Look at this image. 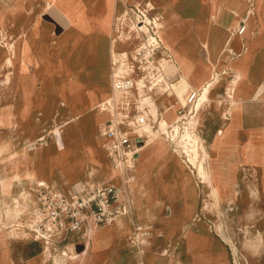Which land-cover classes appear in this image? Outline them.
<instances>
[{
    "label": "crops",
    "instance_id": "crops-1",
    "mask_svg": "<svg viewBox=\"0 0 264 264\" xmlns=\"http://www.w3.org/2000/svg\"><path fill=\"white\" fill-rule=\"evenodd\" d=\"M136 5L148 8V18L156 19L160 27L163 45L173 59L167 60L171 68H166L175 74L170 85L182 80V98L188 99L192 90L199 91L213 80L200 122L206 149L216 147L212 151L216 162L207 155V168H216L219 184L225 180L235 186L244 181L241 169H258L264 185V0H0V64L7 65L6 58L14 50V63L7 67L12 68L9 74H16V86L26 88L28 83L30 89L46 88L45 78L64 51L82 37L92 46L101 36L110 39L116 32L115 13ZM243 24L246 30L238 34ZM223 70L226 73L221 74ZM77 80L80 95L67 92V98L84 96L85 85L80 77ZM52 81L54 88L62 87ZM235 83L238 91L232 99L228 94ZM94 88L98 99L99 86ZM163 89L132 91L134 99L140 96L139 107L155 130L161 118L175 123L178 111L187 104L177 99L172 88L162 93ZM147 92H153L158 101L156 121L144 102ZM102 96L103 100L111 97V84ZM136 113L132 107L131 115ZM143 130L133 179L126 184L111 168L101 136L90 137L84 145L71 137L65 149L51 151V147L50 174L42 182L32 179L36 185L45 183L65 194L104 182L123 189L121 198L130 211L113 224L96 228L90 240L81 243L78 257L92 249L89 260L81 264H230L228 247L201 220L208 211L204 207L208 183L170 145V139L146 145L148 131ZM33 204L37 207L36 201ZM191 222L196 224L193 228L213 233L224 244V260L189 251L182 230ZM135 232L147 239L142 252L132 248L130 237Z\"/></svg>",
    "mask_w": 264,
    "mask_h": 264
},
{
    "label": "rangeland",
    "instance_id": "rangeland-1",
    "mask_svg": "<svg viewBox=\"0 0 264 264\" xmlns=\"http://www.w3.org/2000/svg\"><path fill=\"white\" fill-rule=\"evenodd\" d=\"M130 19L133 18L129 15L127 8L118 10L114 15L116 32L110 39H104L101 36L94 46L86 37L74 42L59 58L60 63L51 71L50 76L45 78L46 88L30 89L27 86L28 83H25L26 88H18L16 74L15 76L14 73L9 74V70L12 68L8 69L9 67H7L14 63V61L7 60L9 57L11 59L12 55L6 58L7 65L0 64V149L4 147V150L0 151V167L6 165L5 168L8 169V156L10 153H15L18 159L12 167L23 174L29 167L28 161L30 160L32 168L39 174L40 180L38 181L42 182L52 170L50 161L54 155L50 152L51 147V151L56 148L57 150L65 149L66 143L71 144V137L84 145L90 137L94 138L100 135L104 124H107L106 121L111 118L108 107L102 111L100 107L105 102L102 94L111 84L113 68L118 74H126L128 72L127 63L132 61V57L140 47L137 32L128 33L129 29L126 23ZM113 41L114 45H112ZM164 65H166L165 71L167 72L166 68H171V65L169 62ZM91 74L93 77H90ZM8 76L9 80H7ZM78 77L85 85L84 96L67 98V92L80 95ZM53 79L59 83V86H62L60 89L54 88ZM181 81H177L169 87L173 86L174 95L177 99L181 98L180 100L185 102L186 95L182 98L184 93H180L181 87L177 88ZM94 85L99 86L98 99L97 95L96 99L94 96L96 91ZM139 88L141 92L142 88L140 86ZM167 89L166 87L161 92L163 93ZM56 96L57 98L53 99ZM115 97L118 100L122 95L119 94ZM144 98L145 100L154 99L158 110V101L153 92H147ZM65 99L69 103H66ZM194 103L195 101L187 107L186 112L192 108ZM206 104L207 102L201 107V119L197 117L199 112L197 114L195 112L196 116L193 118L196 124L195 133L198 134L199 142L204 144L205 149L207 142L202 137L200 122ZM146 105L149 107L150 113V106ZM156 120L153 117V121ZM160 121L157 130L152 128L151 121L145 128L150 133L158 134L153 143L159 140H174L176 146L169 141L170 145L177 149L178 154L185 162L187 158L189 160L185 148L181 145L179 133L174 135L170 129L169 132H164L160 129ZM187 122L188 120L185 119L176 124L170 122L168 127L178 126L182 131L183 126L188 124ZM47 148L49 151L46 153L44 151ZM215 148H212L211 151L206 149L207 154H204L200 149V155L196 160L197 164L189 161L196 167L195 173L198 172L199 162L203 160L205 165L204 161H206L207 155L209 161L216 162L214 159L216 156L212 153ZM26 156L30 158L28 161L25 159ZM111 168L115 171L118 170L113 165ZM241 172V180L244 181L236 186L225 180L219 184L220 180L216 179V168L208 167L205 178L198 172L199 177L203 182H207L209 187L204 203V207L208 208L207 216L202 215L201 220H206L211 231L222 238L228 247L230 264H264V185L261 183V172L258 169L249 168L241 169ZM8 173L11 175L9 191L2 192L0 185V264H55V258L65 249L69 250V256L64 264H81V262L89 260L92 249L87 250L79 257L77 252L82 250L81 243H86L90 239H84L77 233L55 232L48 234L43 232L44 235H48L47 238L34 231L37 225L32 226V215L28 211H24L16 219L8 216V208L14 198H23L25 194L34 202L36 201L37 207L41 211L37 182L25 177L20 181L16 177L12 178V171ZM252 188L256 189L255 195L251 192ZM197 221L199 222V217ZM42 222L43 214L38 226L39 230H41ZM195 225L191 222L182 230V234H185L187 238L189 251L195 254L204 253L208 255V258L221 257L224 260L226 250L224 244L213 233H202L199 229L193 228ZM219 225L222 232L218 229ZM258 235L262 236L263 242L256 252L255 249H250L248 243L254 241ZM130 242L133 245L132 248L140 249L133 234L130 237ZM72 243H75V246ZM46 249L47 256L43 258V252Z\"/></svg>",
    "mask_w": 264,
    "mask_h": 264
},
{
    "label": "built area",
    "instance_id": "built-area-1",
    "mask_svg": "<svg viewBox=\"0 0 264 264\" xmlns=\"http://www.w3.org/2000/svg\"><path fill=\"white\" fill-rule=\"evenodd\" d=\"M129 15L139 27L143 42L138 48L132 61L127 63L128 72L118 74L113 68L111 80V97L122 95L118 100L109 104L108 112L111 118L105 123L99 136L105 138L107 154L119 173L122 185L133 179L137 160V152L141 146L138 139L147 122V114L140 108V96L134 99L133 89L139 92L142 89L168 88L174 73L165 71L163 60L173 62L170 51L164 47L156 19L148 18V8L136 5L129 8ZM246 25L239 26L238 34H243ZM232 53V52H231ZM233 56L238 55L235 52ZM226 73L225 70L221 74ZM140 83V84H139ZM231 91V89H230ZM200 90H192L188 96L185 107L178 111L176 123L186 119L187 107L199 98ZM230 93V92H229ZM228 97L231 98L230 94ZM132 107L137 113L131 115ZM229 116V114H227ZM191 117V116H190ZM170 131L173 129L171 125ZM146 132V130H143ZM135 135L137 138H134ZM144 141L142 138H140ZM176 146V141L171 140ZM42 144V143H41ZM34 148V147H32ZM188 164L191 165L187 158ZM123 189L114 183L104 182L84 187L82 190H72L69 194L53 189L50 185L39 183L37 185L40 208L43 214L41 225L44 233H77L84 239H90L93 231L104 225H111L121 216L130 211L127 201H122ZM40 233L38 230H34ZM134 239L141 252L147 244L145 235L135 232Z\"/></svg>",
    "mask_w": 264,
    "mask_h": 264
},
{
    "label": "bare ground",
    "instance_id": "bare-ground-1",
    "mask_svg": "<svg viewBox=\"0 0 264 264\" xmlns=\"http://www.w3.org/2000/svg\"><path fill=\"white\" fill-rule=\"evenodd\" d=\"M126 25H127V28L129 29V31H128L129 34L131 32H133V31L137 32V35H139V42H140V45H141L142 42H143V37H141L142 34H141V31L139 30V27L136 24V22L133 19H130V20L127 21ZM113 40L115 41L116 39L114 38ZM114 41L112 42V45H114ZM15 54H16V52L14 50H12V56L13 57L11 59L9 57V58H7V60L14 61ZM163 62H164V64L168 63L167 60H163ZM164 64H163V66L165 67L166 65H164ZM9 79L10 78L8 76L7 80H9ZM213 85H214V83H213V80H212V81H209V82L207 81L205 84H203L201 86L200 93H199V98L195 101V103L193 104V106H192V108L190 110V114L192 116L191 117L190 116H186V119L188 120V122H187L188 124L183 126V130L181 131L178 126H173V129L171 130L172 132H174V135L176 133H179V136L181 138V145H183V147L185 148V151H186V153L189 156V161L192 162L193 164L196 163V160H197L198 156L200 155V149L203 151L204 154H207V151L205 149L204 144L199 142V137L197 136L198 134L195 133L196 124H195V121H194L193 118L199 112V110L201 109L203 104L206 101H208L209 92H210V90H211ZM236 86H237V83L233 84V86L231 88V91L229 93L231 95V97H233L234 99H235V95H236L235 92L238 91V90H236ZM169 88L170 89L172 88L173 91H174L173 86H170ZM177 88H180L179 84H178ZM179 90H180V93H181V89H179ZM176 92H177V90H176ZM174 94H175V92H174ZM177 94H178V92H177ZM107 97H108V95H107ZM113 100L114 101L116 100L115 96L110 97V98H106L105 102H103L101 104L100 110L102 111V110L107 109V106L109 104H113V102H114ZM144 102L150 106V113L153 115V117L156 120L157 117H158V110H157V106H156L155 100L148 98ZM195 112H196V114H195ZM106 113H108V112H106ZM186 115H188V111H187ZM150 119L151 118L148 116V120H147V122L144 125V130H145V128L148 127V125H149V123L151 121ZM169 123H170V121L168 120V118L164 117L160 121V129L163 130L164 132H169V127H168ZM157 135L158 134H156V133L153 134V133L148 132L146 145L150 144V143H153L155 141ZM2 150H4V147L0 149V151H2ZM17 159H18V157H17V155L15 153H10L9 156H8V163H9L8 169L5 168L6 165L0 167V185L2 187L1 190L4 193H7L9 191V188H10V185H11V181H10L11 175H9L8 172L12 171L13 172L12 173V178L16 177L20 181L24 177L25 178H29L31 180L32 179L40 180L38 172L35 169L32 168V163L29 160L30 158H28L27 156L25 157V159L27 161L29 160L28 161L29 167L25 169L23 174L19 173L17 170H15L12 167L16 163ZM198 172L203 178H205V176L207 174V168L203 164V160L198 163ZM251 192H252L253 195H255L256 189L252 188ZM33 203H34V201L29 196H27V194H25V196L23 198H19V197L14 198L12 204L8 208V211H9L8 212V216L16 219L17 217H20L23 214L24 211H28L32 215V217H31L32 226L34 227L35 225H37L36 226V230H38L40 233H42V231L38 229V226H39V224H40V222L42 220V213H41V211H40V209L38 207L34 206ZM218 229L222 232V228H220V225L218 226ZM45 236L48 238V235H45ZM246 242H244V243H246ZM262 242H263L262 236L258 235L257 238L254 241H252L251 243H248V244H249V247H251L250 249L253 248L256 251V249L259 248V246L262 244ZM46 243L48 244L49 240L46 241ZM246 248H247V246H246ZM47 249H48V247H47ZM47 249L43 252V258H45L47 256V252H48ZM256 255H257V253H256ZM68 256H69V250H67V249L62 250L59 253V255L55 258L54 263L55 264H64L65 261L68 259Z\"/></svg>",
    "mask_w": 264,
    "mask_h": 264
},
{
    "label": "water",
    "instance_id": "water-1",
    "mask_svg": "<svg viewBox=\"0 0 264 264\" xmlns=\"http://www.w3.org/2000/svg\"><path fill=\"white\" fill-rule=\"evenodd\" d=\"M138 145L142 146L143 145V141L141 139H138Z\"/></svg>",
    "mask_w": 264,
    "mask_h": 264
}]
</instances>
